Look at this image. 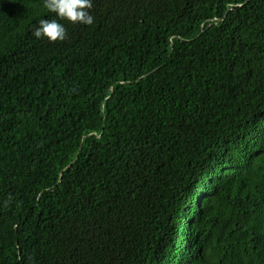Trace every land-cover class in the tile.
<instances>
[{
    "label": "trees",
    "instance_id": "obj_1",
    "mask_svg": "<svg viewBox=\"0 0 264 264\" xmlns=\"http://www.w3.org/2000/svg\"><path fill=\"white\" fill-rule=\"evenodd\" d=\"M89 11L0 0V264H264V0Z\"/></svg>",
    "mask_w": 264,
    "mask_h": 264
},
{
    "label": "clouds",
    "instance_id": "obj_2",
    "mask_svg": "<svg viewBox=\"0 0 264 264\" xmlns=\"http://www.w3.org/2000/svg\"><path fill=\"white\" fill-rule=\"evenodd\" d=\"M43 6L60 19H66L71 23L90 25L94 22V15L89 11L93 6V0H43ZM37 38L46 37L49 42L63 41L67 32L63 24L56 20H40L39 26L33 31Z\"/></svg>",
    "mask_w": 264,
    "mask_h": 264
}]
</instances>
